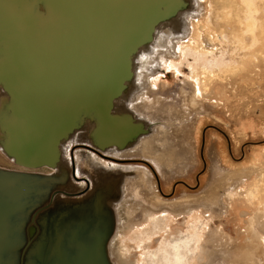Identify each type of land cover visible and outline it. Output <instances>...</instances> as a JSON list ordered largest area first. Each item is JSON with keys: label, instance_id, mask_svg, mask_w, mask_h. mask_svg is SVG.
Instances as JSON below:
<instances>
[{"label": "water", "instance_id": "water-1", "mask_svg": "<svg viewBox=\"0 0 264 264\" xmlns=\"http://www.w3.org/2000/svg\"><path fill=\"white\" fill-rule=\"evenodd\" d=\"M195 1L0 0V151L15 166L0 165V264H115L116 205L136 166L90 151L153 135L157 122L126 107L137 59Z\"/></svg>", "mask_w": 264, "mask_h": 264}, {"label": "rangeland", "instance_id": "rangeland-1", "mask_svg": "<svg viewBox=\"0 0 264 264\" xmlns=\"http://www.w3.org/2000/svg\"><path fill=\"white\" fill-rule=\"evenodd\" d=\"M256 1L260 11L255 46L245 32L244 0H196L192 12L161 27L151 48L139 55L140 84L127 108L159 126L128 150L107 152L110 156L105 157L90 151L106 167L136 166L116 205L110 246L115 264H164L165 245L192 238L196 230L202 248L189 253L186 264H245L238 257L251 234L246 220L264 213V0ZM225 34L232 39L229 45ZM185 48L194 55L197 49L228 53L232 62L208 73L190 55L179 71L174 64L182 61ZM193 66L205 73L208 84L201 86L204 93L197 105L191 104L197 92ZM72 145H66L69 157ZM82 153H75L78 173L89 166ZM0 165L15 167L1 151ZM243 210L248 214H241Z\"/></svg>", "mask_w": 264, "mask_h": 264}, {"label": "bare ground", "instance_id": "bare-ground-1", "mask_svg": "<svg viewBox=\"0 0 264 264\" xmlns=\"http://www.w3.org/2000/svg\"><path fill=\"white\" fill-rule=\"evenodd\" d=\"M244 1L248 7V14H247V18L245 21L246 26H247V28H246L247 30L245 32L248 34H251L253 36L254 39H253L252 45L255 46L258 44L257 33H258V28H259L258 19H257L256 14L259 13L260 9H259V6H258L256 0H244ZM208 19L210 20V22H212V15H209ZM223 39L227 43V45H229L231 43V40H232V39L230 40L228 35H226V34L223 35ZM242 43H243V45H245L246 41L242 40ZM184 50L185 51L183 52V55H182V61L176 62L174 64V67L179 71H182L181 65L184 64V62L186 60H188L190 55L194 56L195 62L197 64H199L200 67L203 69L202 72L207 71L208 73H211L214 68H218V69L222 68L223 69V67L230 65L232 62V59L230 58L228 53H225V54L223 53L222 55H217V54H215L214 51H211V50L209 51V53L208 52L205 53L201 49H197L198 51L195 50L196 52L194 55L190 48H185ZM193 65H195V64H193ZM195 67H196V65H195ZM195 67L193 66V68H191V69L193 70L192 75H194L193 80L195 81V84H196L195 87H196L197 92L195 93L194 98H192V100H191L192 105H197L198 104V97L204 93L201 89V86L206 87L208 85L206 83V80L203 78V75H205V73H203V75H202V73L198 72V70H196ZM137 97H135V100L140 101L141 98L140 97L137 98ZM127 106L131 108L130 105H127ZM187 108L188 107H185V110H184L185 114L187 113ZM184 113H183V115H185ZM162 127H163V125H162ZM152 146L154 147V145H152ZM64 148H66V146H64ZM66 149H65V151H66ZM135 149L137 150L136 147H135ZM153 149H155V148H153ZM149 152H150V150H149ZM66 156L68 159H70L68 154H66ZM159 156H161V155H159ZM205 200H210V199L206 198ZM241 212H242L241 214H243V215L248 214V212L246 210H243ZM248 217H251V218L246 220L247 230L251 234L248 237V241H247L246 246L243 247V251H242L241 255L238 257V260H239V258H241L243 261H245V264H264V260H263V256H264V219H263L264 213L254 215V216H248ZM150 218L152 221L157 220V216H151ZM152 232L153 233L144 231L143 233H145V234H154L155 233V231H152ZM143 233H141L140 235H142ZM196 233H197V235H193L192 238H190V237L184 238L183 237L173 244H170V242L167 243L165 245V247L161 250V251H163L162 252L163 263L164 264H186L187 261L190 259L189 253L195 252L196 250L200 251L202 248L200 243H199L200 237L198 235L199 234L198 230H196ZM124 249L126 251H128L127 245L124 246Z\"/></svg>", "mask_w": 264, "mask_h": 264}, {"label": "flooded vegetation", "instance_id": "flooded-vegetation-1", "mask_svg": "<svg viewBox=\"0 0 264 264\" xmlns=\"http://www.w3.org/2000/svg\"><path fill=\"white\" fill-rule=\"evenodd\" d=\"M130 160H133V159H130ZM141 160L147 162L148 164H147V163H145V164H147V165L152 169V171L156 172L155 166H154L153 164H151V163L149 164V161H147V160H145V159H141ZM181 182H183L184 184H187V182H185V181H181ZM184 184H183V185H184ZM159 192H160V193H163V192H162V189H161V186H159ZM165 198H169V197L167 196V197H165ZM168 201H169V200H168ZM165 202H166V201H165ZM165 202H164V205H166V206H168V207H171V206L165 204ZM169 202H170V201H169ZM150 203H155V202H151V201H150ZM171 208H172V207H171ZM175 208H176V207H175Z\"/></svg>", "mask_w": 264, "mask_h": 264}]
</instances>
